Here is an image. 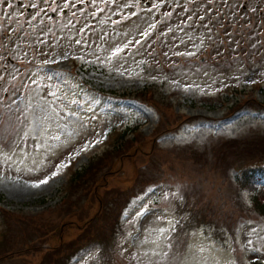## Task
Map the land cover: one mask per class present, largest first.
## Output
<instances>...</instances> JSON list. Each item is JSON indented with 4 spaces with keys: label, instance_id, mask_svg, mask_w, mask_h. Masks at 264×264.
<instances>
[{
    "label": "rangeland",
    "instance_id": "rangeland-1",
    "mask_svg": "<svg viewBox=\"0 0 264 264\" xmlns=\"http://www.w3.org/2000/svg\"><path fill=\"white\" fill-rule=\"evenodd\" d=\"M112 1L106 6L90 1L87 11L71 6L61 24L39 27L31 37L21 32L9 51L1 50L0 61L9 54L20 66L12 73L23 72L21 89L0 80V233L5 238L0 264H55L86 238L108 231L116 232L114 264H264V216L253 203L255 196L264 204V181L248 193L233 173V167L264 159V111L253 106L264 109V85L250 87L264 82V13L260 16L254 0L242 14L246 0H229L227 6L221 0ZM174 5L178 14L159 34L161 64L153 43L135 51L134 42L151 29L157 10L166 9L162 17L169 18ZM259 6L264 8V1ZM197 16L203 17L202 26L192 21ZM215 25L227 26L223 34L231 50L244 39L246 60L198 64L208 45L220 51ZM117 47L123 51L113 56ZM223 55L230 57L226 50ZM71 57L78 62L66 70L72 69L76 90L86 92L101 130L88 116L64 108L55 87L35 69L39 62ZM238 86L242 93L233 98L249 96L244 103L250 108L226 118L220 100ZM137 93L155 109L122 98ZM124 122L141 125V135L133 149L126 144L119 156L103 162V180L90 201L92 182L81 184L65 203L58 190L49 193L62 184L61 172L74 156L95 148ZM212 122L220 123L219 131L210 129ZM236 137L240 140H232ZM60 164L65 166L47 185L31 186ZM150 186L160 187L161 195L152 204L171 214L145 209L143 195H152ZM142 210L149 215L135 225ZM181 220L199 225L190 237L176 227ZM213 231L225 243L207 240L205 232ZM89 249L70 264H88L97 255L96 248Z\"/></svg>",
    "mask_w": 264,
    "mask_h": 264
},
{
    "label": "snow or ice",
    "instance_id": "snow-or-ice-1",
    "mask_svg": "<svg viewBox=\"0 0 264 264\" xmlns=\"http://www.w3.org/2000/svg\"><path fill=\"white\" fill-rule=\"evenodd\" d=\"M81 2H83V0H81ZM91 2L95 5L96 0H91ZM103 2L106 3L107 0H103ZM113 2H114V0H113ZM214 2H215V0H209V3H214ZM228 3H229V0H221V5L222 6H227ZM32 6L35 7V5H32ZM64 7H68V4H65ZM153 7H158V5H153ZM201 19H203V17H201ZM150 28H153L154 29L155 28V25L154 24L150 25ZM144 34L147 35V33H144ZM122 51H123V48L117 47V49L113 52V56L118 55ZM53 138L58 140L59 139V136H56V137H53ZM98 142L99 141H97V143ZM85 150H87V149H85ZM64 166H65L64 164L57 165L56 171L50 173L49 175L45 176L44 178H41V179L37 180L31 186L32 187H35V188H39V187H41L43 185H47L49 183V180L50 179H53L55 176L59 175V169L62 168V167H64Z\"/></svg>",
    "mask_w": 264,
    "mask_h": 264
},
{
    "label": "trees",
    "instance_id": "trees-1",
    "mask_svg": "<svg viewBox=\"0 0 264 264\" xmlns=\"http://www.w3.org/2000/svg\"><path fill=\"white\" fill-rule=\"evenodd\" d=\"M84 171L83 172H81V173H77V175H78V177H80V176H82V175H85L86 174V172H85V170H90L91 171V167H88V168H86V169H83ZM79 179V178H78ZM260 211L262 212H260L261 214H264V206H262V209H260Z\"/></svg>",
    "mask_w": 264,
    "mask_h": 264
}]
</instances>
